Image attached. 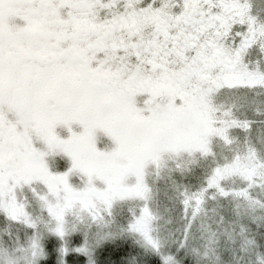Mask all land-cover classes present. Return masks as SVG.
<instances>
[{
	"label": "snow or ice",
	"instance_id": "snow-or-ice-1",
	"mask_svg": "<svg viewBox=\"0 0 264 264\" xmlns=\"http://www.w3.org/2000/svg\"><path fill=\"white\" fill-rule=\"evenodd\" d=\"M0 264H264V0H0Z\"/></svg>",
	"mask_w": 264,
	"mask_h": 264
}]
</instances>
